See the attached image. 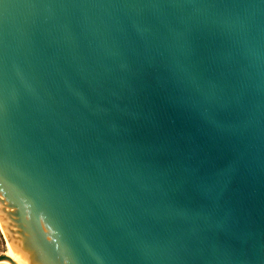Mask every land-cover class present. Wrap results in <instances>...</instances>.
I'll return each instance as SVG.
<instances>
[{
    "label": "water",
    "instance_id": "1",
    "mask_svg": "<svg viewBox=\"0 0 264 264\" xmlns=\"http://www.w3.org/2000/svg\"><path fill=\"white\" fill-rule=\"evenodd\" d=\"M0 264H264V0H0Z\"/></svg>",
    "mask_w": 264,
    "mask_h": 264
},
{
    "label": "rangeland",
    "instance_id": "2",
    "mask_svg": "<svg viewBox=\"0 0 264 264\" xmlns=\"http://www.w3.org/2000/svg\"><path fill=\"white\" fill-rule=\"evenodd\" d=\"M8 242L0 223V256L8 252Z\"/></svg>",
    "mask_w": 264,
    "mask_h": 264
},
{
    "label": "bare ground",
    "instance_id": "3",
    "mask_svg": "<svg viewBox=\"0 0 264 264\" xmlns=\"http://www.w3.org/2000/svg\"><path fill=\"white\" fill-rule=\"evenodd\" d=\"M8 242V241H7ZM9 250H10V247H9V245H8V252L6 253L7 255L9 254Z\"/></svg>",
    "mask_w": 264,
    "mask_h": 264
},
{
    "label": "flooded vegetation",
    "instance_id": "4",
    "mask_svg": "<svg viewBox=\"0 0 264 264\" xmlns=\"http://www.w3.org/2000/svg\"><path fill=\"white\" fill-rule=\"evenodd\" d=\"M3 255H4V254H3ZM1 256H2V255H1ZM1 256H0V257H1Z\"/></svg>",
    "mask_w": 264,
    "mask_h": 264
}]
</instances>
